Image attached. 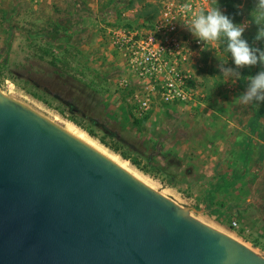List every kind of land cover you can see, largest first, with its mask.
I'll return each instance as SVG.
<instances>
[{
    "label": "rangeland",
    "instance_id": "1",
    "mask_svg": "<svg viewBox=\"0 0 264 264\" xmlns=\"http://www.w3.org/2000/svg\"><path fill=\"white\" fill-rule=\"evenodd\" d=\"M211 3L205 1V11ZM249 3L255 5L256 0H241L238 9L251 13ZM159 7L160 0H0V91L59 127L68 125L83 132L127 161L154 190L264 258L263 227L258 224L247 233L238 212L232 218L230 209L219 200L224 197L213 202L206 194V180L194 177L196 164L189 162L192 158L185 156L187 161H183L171 145L167 146L175 144V138L192 140L189 129L197 115L160 103L157 107H163V112L153 119L147 114L141 121L143 117L131 115L132 110L120 113L117 108L114 112L113 98L108 99L113 93V82L108 80L113 77L110 31L144 30ZM245 22L248 27L244 39L253 31L252 23L244 17L238 24ZM219 46L220 41L207 44L194 67L208 88L206 97L199 93L200 99H207L219 87L221 92H244L247 77L261 70L259 65L253 66L243 77L245 68L239 69V80L223 84L219 63L232 68L235 65L225 46ZM110 65L111 71L99 72ZM120 92L118 106L130 107L126 101L130 91ZM254 104L255 108L260 105ZM259 182L264 188V179ZM204 203L216 205L219 215L204 213ZM232 220L237 222L236 228L230 226Z\"/></svg>",
    "mask_w": 264,
    "mask_h": 264
},
{
    "label": "water",
    "instance_id": "2",
    "mask_svg": "<svg viewBox=\"0 0 264 264\" xmlns=\"http://www.w3.org/2000/svg\"><path fill=\"white\" fill-rule=\"evenodd\" d=\"M0 264H264L0 94Z\"/></svg>",
    "mask_w": 264,
    "mask_h": 264
},
{
    "label": "crops",
    "instance_id": "3",
    "mask_svg": "<svg viewBox=\"0 0 264 264\" xmlns=\"http://www.w3.org/2000/svg\"><path fill=\"white\" fill-rule=\"evenodd\" d=\"M112 58L113 77L109 75L108 80L113 82V93H109L108 99L113 98L114 112L120 109V113H128L131 107L118 106L121 104V92L117 89L116 80L121 66L114 56ZM107 67L99 72L111 71L112 65ZM196 72L198 92L206 97L208 88ZM223 84H226L225 81ZM219 90L207 95V99H200V94L199 105H176L179 111L197 115L189 129L192 140L186 142V139L175 138V144L167 145L173 148L165 147L172 148L183 161H187V157L192 158V161L188 160L196 164L194 177L206 180V194L211 195L213 202L224 197L219 200L230 209L232 218L239 214L240 224H244L247 233H250L248 228H256L259 224L263 227L261 232L264 235V188L260 182L256 183L264 179V115L258 120V115L264 112V103L257 108L254 103L241 106L235 98L242 92ZM158 104L151 107L150 114L147 113L152 119L164 110L163 107L158 108ZM202 208L204 213L219 215L216 214L219 211L216 205L204 203ZM247 221L250 225H247Z\"/></svg>",
    "mask_w": 264,
    "mask_h": 264
},
{
    "label": "built area",
    "instance_id": "4",
    "mask_svg": "<svg viewBox=\"0 0 264 264\" xmlns=\"http://www.w3.org/2000/svg\"><path fill=\"white\" fill-rule=\"evenodd\" d=\"M205 1L160 0L146 29L110 31L113 56L121 66L116 85L120 91H130L127 101L135 116L144 117L153 103H197L200 94L194 67L208 47L185 26L192 12L205 10ZM185 4L191 9H184ZM230 226L236 228L237 222L232 220Z\"/></svg>",
    "mask_w": 264,
    "mask_h": 264
},
{
    "label": "clouds",
    "instance_id": "5",
    "mask_svg": "<svg viewBox=\"0 0 264 264\" xmlns=\"http://www.w3.org/2000/svg\"><path fill=\"white\" fill-rule=\"evenodd\" d=\"M183 8L190 10L191 5L185 4ZM252 13H255L253 21L258 29L254 39L264 41V0H256ZM185 27L203 44L215 43L221 39L225 41L224 51L230 55L235 65V68H232L226 67L227 63H219L218 69L225 83L239 80L241 78L239 69L259 65L261 70L257 74L247 77L245 91L235 100L241 106L264 103V49L251 46L243 38L248 27L247 22L235 24L229 16L220 10L218 0H212L206 11L201 8L192 12Z\"/></svg>",
    "mask_w": 264,
    "mask_h": 264
},
{
    "label": "trees",
    "instance_id": "6",
    "mask_svg": "<svg viewBox=\"0 0 264 264\" xmlns=\"http://www.w3.org/2000/svg\"><path fill=\"white\" fill-rule=\"evenodd\" d=\"M137 1H139V0H137ZM240 2H241V0H218V6H219L220 10H223L222 12L225 15L229 16L235 24H238L241 21L242 17H244L245 19L250 21L252 23V26H253V31L245 39L247 40V42L251 46H255L257 48L264 49V41H256L254 39V37L256 36L257 30H258L257 25L253 21L255 19V13H252L255 5L252 3H249L248 8L250 9L251 13L244 14L242 10L238 9ZM155 16H156V13L154 14V16L151 17L150 20H153ZM224 46H225V41L223 39H221L219 47L223 48ZM250 71H251V67H246L242 76L245 77L246 75L250 74ZM246 86H247V82H246ZM130 114L132 115V112H130ZM259 115H258V120H259V118H261L262 115H264V112H262ZM146 119H147V114L143 117V119L141 121H145ZM141 121L134 120V123L140 124ZM263 139H264V137H263Z\"/></svg>",
    "mask_w": 264,
    "mask_h": 264
},
{
    "label": "bare ground",
    "instance_id": "7",
    "mask_svg": "<svg viewBox=\"0 0 264 264\" xmlns=\"http://www.w3.org/2000/svg\"><path fill=\"white\" fill-rule=\"evenodd\" d=\"M1 95H5L0 91ZM52 122V121H51ZM61 127V126H60ZM66 133L70 134L71 136H73L74 138H76L77 140H79L80 142L84 143L85 145L89 146L90 148H92L93 150H95L96 152H98L99 154H101L102 156H104L105 158H107L108 160H110L111 162H113L114 164H116L117 166H119L121 169H123L124 171H126L128 174H130L132 177H134L136 180H138L139 182H141L142 184L146 185L147 187L153 189L148 183L147 181H145L142 178V175H140L134 168H132V166L129 165V163L121 158H119V156H117L116 154L108 151L107 149L103 148L102 146L98 145L94 140H92L91 138H89L87 135H85L83 132L71 127V126H62L61 127ZM150 183V182H149ZM198 218V217H197ZM203 220V219H202ZM206 224V223H205ZM208 225V224H207ZM210 226V225H209Z\"/></svg>",
    "mask_w": 264,
    "mask_h": 264
}]
</instances>
